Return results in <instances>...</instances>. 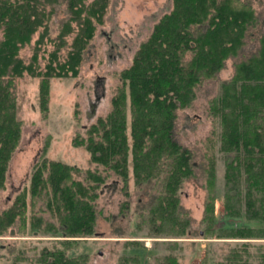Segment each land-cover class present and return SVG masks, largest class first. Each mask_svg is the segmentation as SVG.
Returning a JSON list of instances; mask_svg holds the SVG:
<instances>
[{"label":"trees","instance_id":"1","mask_svg":"<svg viewBox=\"0 0 264 264\" xmlns=\"http://www.w3.org/2000/svg\"><path fill=\"white\" fill-rule=\"evenodd\" d=\"M110 1L0 0V193L22 138L17 79L25 74L39 79L40 107L47 111L51 79L79 76L98 27L105 23ZM240 3L172 0L171 9L141 42L131 64L119 73L121 83L110 110L89 126L87 136L77 135L73 140L91 154L94 163L113 171L124 183L130 177V162L138 184L160 179L156 193L140 212L153 237L194 234L179 190L197 176V169L193 152L174 138L177 110L190 106L198 87L216 77L231 57L235 58L233 76L221 82L219 94L210 103L221 125L220 150L227 156L225 208L232 218L242 217L244 211L248 221L264 222V29L253 32L264 25V14L252 0ZM60 10L66 15L52 34L51 21ZM251 38L258 41L256 50L241 57ZM25 48L30 49L28 57L23 54ZM47 148L32 167L29 187L17 194L11 206L0 208V237L12 229L25 232L30 195L35 202L43 200L55 219L33 214L29 220L33 234L55 241L41 248L37 264H88L87 255L69 250L79 238L97 233L96 200L106 176L89 169L84 179H77L74 174L80 169L50 159ZM206 166V237L264 239L262 225L237 220L215 227L214 159ZM152 257L154 264H180L172 253ZM238 257L234 250L226 259L236 263ZM22 260L18 256L14 264ZM119 264H143V258L124 255Z\"/></svg>","mask_w":264,"mask_h":264},{"label":"rangeland","instance_id":"2","mask_svg":"<svg viewBox=\"0 0 264 264\" xmlns=\"http://www.w3.org/2000/svg\"><path fill=\"white\" fill-rule=\"evenodd\" d=\"M247 0H239L246 2ZM257 11L264 14V0H252ZM172 0H111L105 23L98 27L77 77L52 78L48 110L43 111L39 101V79L25 74L16 81V96L19 118L23 120L22 138L10 165L5 188L1 191L0 208L11 206L17 194L29 187L32 167L47 145V156L80 169L74 176L84 179L87 170L102 172L105 183L96 200L98 210L97 233L79 238L72 244L69 253L87 255L88 264H119L124 255L138 254L143 264L155 263L152 256L162 257L167 253L179 257L180 264H264V239L206 237L203 222L209 196L206 187L205 167L214 159L217 180L215 184V227L225 223L244 221L252 226H264V222L248 221L243 216L232 218L225 208L226 153L220 150L221 125L219 118L211 113V100L219 94L221 82L233 76L235 58L226 61L216 77L206 79L197 89L196 100L188 107L177 110L173 135L178 143L193 152L197 176L184 182L179 190L182 206L192 217L193 235L187 237H153L149 225L140 212L151 195L156 193L160 179L138 184L130 162V177L124 183L113 171L94 163L91 154L83 146H75L77 135L87 136V129L97 117L106 115L111 108V99L120 85L119 73L128 67L142 41L146 40L155 23L170 10ZM66 14L60 10L51 21L52 34ZM264 25L253 32L258 34ZM256 38L248 40L241 57L256 50ZM25 56L30 49L23 50ZM190 55L187 56V59ZM128 193V194H126ZM25 232L11 231L0 237V264H14L18 256L20 264H37L41 248L53 246L50 236L33 234L29 220L33 214L55 220L43 200L35 202L28 195ZM139 225H141L139 227ZM25 234V235H22ZM127 240H138V243ZM173 240V241H172ZM176 240V241H175ZM244 241L249 243L243 244ZM234 250L239 257L236 263L230 259ZM232 259V258H231Z\"/></svg>","mask_w":264,"mask_h":264},{"label":"water","instance_id":"3","mask_svg":"<svg viewBox=\"0 0 264 264\" xmlns=\"http://www.w3.org/2000/svg\"><path fill=\"white\" fill-rule=\"evenodd\" d=\"M14 232H15V230H14V229H12L11 233H12V234H14Z\"/></svg>","mask_w":264,"mask_h":264}]
</instances>
